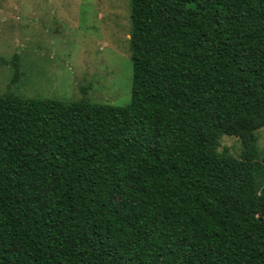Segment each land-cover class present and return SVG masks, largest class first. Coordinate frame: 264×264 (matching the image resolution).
I'll use <instances>...</instances> for the list:
<instances>
[{"label": "trees", "instance_id": "16d2710c", "mask_svg": "<svg viewBox=\"0 0 264 264\" xmlns=\"http://www.w3.org/2000/svg\"><path fill=\"white\" fill-rule=\"evenodd\" d=\"M129 7L126 106L0 96V264H264V0Z\"/></svg>", "mask_w": 264, "mask_h": 264}, {"label": "rangeland", "instance_id": "374dc122", "mask_svg": "<svg viewBox=\"0 0 264 264\" xmlns=\"http://www.w3.org/2000/svg\"><path fill=\"white\" fill-rule=\"evenodd\" d=\"M129 12V0H0V96L126 106ZM256 137L262 164L264 128ZM219 145L240 157L238 138L222 136Z\"/></svg>", "mask_w": 264, "mask_h": 264}]
</instances>
